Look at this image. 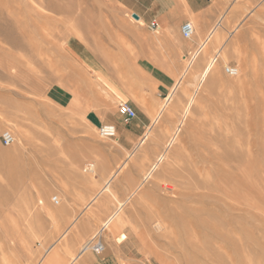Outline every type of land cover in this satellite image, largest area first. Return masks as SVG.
Here are the masks:
<instances>
[{"label": "rangeland", "instance_id": "374dc122", "mask_svg": "<svg viewBox=\"0 0 264 264\" xmlns=\"http://www.w3.org/2000/svg\"><path fill=\"white\" fill-rule=\"evenodd\" d=\"M220 2L199 57L151 65L94 31L115 19L109 0H0V264H68L97 238L112 254L123 242L122 264H264V0ZM123 103L141 109L129 124Z\"/></svg>", "mask_w": 264, "mask_h": 264}, {"label": "crops", "instance_id": "0c3cea01", "mask_svg": "<svg viewBox=\"0 0 264 264\" xmlns=\"http://www.w3.org/2000/svg\"><path fill=\"white\" fill-rule=\"evenodd\" d=\"M109 1L118 6L117 9H113L115 12H107L110 13V16L115 17V19L111 20L110 23L108 22L107 24L100 25L92 21V24L95 23L94 31L98 32L105 28L106 30H104V32L112 34L109 40L116 42V45L111 44L110 48L132 49L133 51L128 54L132 55V59L135 58L133 61L134 63L138 64L143 61L151 65L171 64L172 60L176 61L177 59L191 56L192 52L200 49L202 42L211 34V28L217 19V15L221 14L224 7V4L220 2V0ZM129 15L133 18L134 16L138 17V19H135L136 23L128 21L127 17ZM190 21L196 24L197 29L194 37L190 40H186L182 36L181 28L185 23H189ZM153 22L158 26L157 32L150 29V24ZM90 30L93 31L91 28ZM124 39L126 41H124ZM89 42H92V40L84 38V42H81L82 44L79 45L87 50L98 47V45L90 44ZM124 43L126 44L123 45ZM215 45L216 43H211L212 47ZM91 57L94 59L97 58L93 53ZM205 59L206 57L204 56L201 59V63L205 61ZM97 62L101 63L100 61ZM92 63L96 64V61ZM109 90H111V88H109ZM112 91H110L111 95L118 98V100H122L128 95L124 92L122 94L120 91L118 93ZM133 105L132 107L136 112L138 111L141 113V109L137 104ZM148 112L150 113V118L148 116L146 117L150 121V126H152L153 122L151 118L154 116V109L150 108ZM91 113H93V119L90 121L92 126L104 125V121L100 114L96 111H91L90 114ZM115 125H117V127L120 126L119 123H115ZM114 217H117V215ZM114 219V221L117 220V218ZM119 227L120 223L116 225L115 230L108 232L113 233L117 231ZM122 244L123 242H113L112 246L116 248V251L112 254V252L106 253V244L104 242L105 252L103 254L106 253L104 256L99 257L100 255H95L91 251H84L79 262L80 264H122L125 259H128L127 255L125 257L122 251Z\"/></svg>", "mask_w": 264, "mask_h": 264}, {"label": "built area", "instance_id": "2783aa9c", "mask_svg": "<svg viewBox=\"0 0 264 264\" xmlns=\"http://www.w3.org/2000/svg\"><path fill=\"white\" fill-rule=\"evenodd\" d=\"M150 29L154 32H157V30H158L157 24L155 22L151 23ZM181 33H182V36L186 40H190L194 37L195 28L191 23H185L181 28ZM225 72L227 75H229L231 77H236L239 75V70L235 67H230V66L226 67ZM121 112L123 114V117H124L123 121L125 122V124H129L130 122H132L133 120H135L137 118L136 110L128 103H123L121 105ZM99 135L102 139H113L117 135V129L113 125H109V124L105 125L104 124V125H101L99 128ZM2 140H3L4 146H11L15 142L14 136L10 131H6L3 133ZM94 168H95V166L93 164H89L84 169V173H86V174L93 173ZM52 202L55 205L60 204V200L58 197L52 198ZM85 251H91L95 255H102L105 252V245L102 242L101 238H97L95 241L90 242V244L85 249Z\"/></svg>", "mask_w": 264, "mask_h": 264}, {"label": "bare ground", "instance_id": "6f19581e", "mask_svg": "<svg viewBox=\"0 0 264 264\" xmlns=\"http://www.w3.org/2000/svg\"><path fill=\"white\" fill-rule=\"evenodd\" d=\"M238 1V0H237ZM217 31H214V32H211L212 33V38L214 39V41H216L217 40V34L218 33H216ZM235 42H233V43H231L229 46L227 45V44H224V46H222V48H220L218 51H217V57L216 58H214L211 62H210V64H209V66H208V69H207V74H208V72H209V74H211V75H209L208 76V78H210V80L212 79L213 81L214 80H216V71H217V69H218V67H219V60H222L223 59V52H224V50H225V48H227V46L229 47L228 48V50H230L231 48H235ZM206 48V44L203 42L202 44H201V48L200 49H198L195 53H194V56H196V57H199L200 56V54L204 51V49ZM227 50V51H228ZM206 51V50H205ZM226 54V53H225ZM204 55V54H203ZM203 57V56H202ZM198 59V58H197ZM213 74V75H212ZM206 77V76H205ZM205 79V78H204ZM174 92V91H173ZM172 95L173 94H170V96L165 100L166 102H170V100H171V98H172ZM163 112H164V110H162V112H160V114L156 117V118H154V124H157L158 123V121H159V119H160V117H161V115H163ZM164 116V115H163ZM169 118V117H168ZM152 126H154V125H152ZM151 132V130H149L148 132H147V134H146V137H147V135H149V133ZM177 135H178V133L176 132L175 134H174V136H173V139L172 140H175L176 139V137H177ZM146 137L143 139V140H145L146 139ZM143 142H141L140 144H142ZM171 144H173V143H170V146H168L167 148H166V151L168 152L169 151V149H171ZM139 148H140V145L138 146ZM138 150V149H137ZM168 156V155H167ZM112 179H113V176L109 179V180H107V182L105 183V185H104V187H103V190L104 191H107V190H110V187H111V184H112ZM92 180V179H91ZM93 182H94V180H92ZM102 192V191H101ZM99 197V196H98ZM96 199H97V197H95V198H93L91 201H90V205L91 204H96ZM97 205V204H96ZM123 206V204H120V206H119V208H121ZM115 217H114V215L110 218V220L107 222V223H105L104 225H103V228L101 229L102 231H104L105 232V230H108V231H113V230H115V227H116V225L118 224V223H120V220L119 219H117L116 221H114L115 219H114ZM112 221V222H111ZM114 221V222H113ZM118 227V226H117ZM114 233V232H113ZM90 244V242L83 248V249H81V251H80V253L78 254V256H76V257H73L72 259H71V261H69V263L68 264H80V262H79V260H80V257H81V255L83 254V252L85 251V249L88 247V245ZM49 252V251H48ZM57 252V251H56ZM53 254L54 255H51L50 257H48V259L46 260V264H61V262L63 261V258H62V256L61 255H58V253L57 254H55L54 252H53Z\"/></svg>", "mask_w": 264, "mask_h": 264}, {"label": "water", "instance_id": "95a60500", "mask_svg": "<svg viewBox=\"0 0 264 264\" xmlns=\"http://www.w3.org/2000/svg\"><path fill=\"white\" fill-rule=\"evenodd\" d=\"M134 18L138 19V17H137V16H134Z\"/></svg>", "mask_w": 264, "mask_h": 264}]
</instances>
